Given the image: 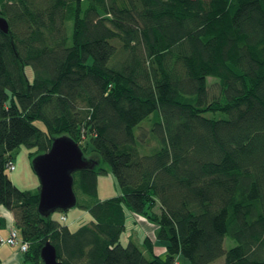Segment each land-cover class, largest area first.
<instances>
[{"label":"trees","instance_id":"trees-1","mask_svg":"<svg viewBox=\"0 0 264 264\" xmlns=\"http://www.w3.org/2000/svg\"><path fill=\"white\" fill-rule=\"evenodd\" d=\"M0 17V207L24 264L46 242L62 264H264V0H0ZM62 135L91 146L74 230L8 175L21 145L35 157ZM104 164L120 193L99 199ZM124 207L157 225L164 258L150 237L120 243Z\"/></svg>","mask_w":264,"mask_h":264},{"label":"rangeland","instance_id":"rangeland-1","mask_svg":"<svg viewBox=\"0 0 264 264\" xmlns=\"http://www.w3.org/2000/svg\"><path fill=\"white\" fill-rule=\"evenodd\" d=\"M25 73L28 79L31 81L33 79V72L30 66L25 67ZM157 120H158L157 114L154 113L141 123L142 125L143 124L148 125V127L147 125L143 126V132L145 133V137L144 135L142 136L143 140L138 137L140 131L138 133L137 128L135 129V134L137 135L138 148L141 154H149L151 153L152 148L154 149L155 147L158 146L157 139L154 137V135L152 133L147 134V129L150 127V124H153ZM36 123L39 127H42V124L40 122H36ZM149 139L150 141L146 143L145 141H148ZM33 152H35V148H30L27 147L26 145H21L13 154L12 164L14 165V170L8 171V175L18 188L22 190H29L32 192H36L38 191L39 188V179L32 168V160L34 157H31V153ZM90 153H91V146L88 144L87 150L85 152V157ZM103 167L107 170V174L100 175L97 178L99 199H106L109 197L117 196L120 193L117 181L112 175L110 168L106 164H104ZM78 199L82 201L84 198L79 195ZM124 212H125V229L120 235V243L126 245L128 242L131 241L143 250L144 239L150 237L153 245V253L157 256H160L161 258H164L166 253L165 252L166 242L156 239L155 235H156L157 225L149 222L143 216L133 213L126 207H124ZM62 214H64L66 219L62 223L67 224L71 230L76 229L79 223L88 221L90 216L87 211L74 206L64 213H61L59 211L54 212L52 213V217L60 218ZM9 221L10 219L6 218V224L4 225L5 228L9 224L8 223ZM0 245L1 246L6 245L10 248H15L18 250V248L15 246L12 247L7 244H0ZM233 245L234 242L231 241L228 237L224 239V248L226 250L232 247ZM179 259L181 263L186 262L184 257H179ZM223 263H224V257L222 256L219 259L212 262L211 264H223Z\"/></svg>","mask_w":264,"mask_h":264},{"label":"water","instance_id":"water-1","mask_svg":"<svg viewBox=\"0 0 264 264\" xmlns=\"http://www.w3.org/2000/svg\"><path fill=\"white\" fill-rule=\"evenodd\" d=\"M0 32H8V24L3 17H0ZM91 167L92 163L76 142L65 135L53 138L50 148L32 160L33 171L39 179L38 212L47 217L74 207L77 198L73 190V174ZM40 258L42 264H62L50 242L42 247Z\"/></svg>","mask_w":264,"mask_h":264},{"label":"crops","instance_id":"crops-1","mask_svg":"<svg viewBox=\"0 0 264 264\" xmlns=\"http://www.w3.org/2000/svg\"><path fill=\"white\" fill-rule=\"evenodd\" d=\"M0 215L10 219L9 224L12 222V216L10 213H6L5 210L0 208ZM9 224L7 226H9ZM6 226L0 229V235L5 238L7 236L8 227ZM0 264H24L22 253L15 248H10L6 245H0Z\"/></svg>","mask_w":264,"mask_h":264},{"label":"built area","instance_id":"built-area-1","mask_svg":"<svg viewBox=\"0 0 264 264\" xmlns=\"http://www.w3.org/2000/svg\"><path fill=\"white\" fill-rule=\"evenodd\" d=\"M10 169L12 170L13 166H10ZM8 232H9V235L7 238H3L0 235V244H7V245L12 246V247L15 246L18 248V250L20 252H25L28 248V245L26 242L22 241L18 237L17 231H16L15 227L13 226V224H11L8 227Z\"/></svg>","mask_w":264,"mask_h":264}]
</instances>
